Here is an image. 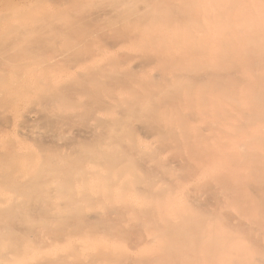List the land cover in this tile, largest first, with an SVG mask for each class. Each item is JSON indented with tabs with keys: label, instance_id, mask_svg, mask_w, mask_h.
<instances>
[{
	"label": "bare ground",
	"instance_id": "6f19581e",
	"mask_svg": "<svg viewBox=\"0 0 264 264\" xmlns=\"http://www.w3.org/2000/svg\"><path fill=\"white\" fill-rule=\"evenodd\" d=\"M42 6L0 45V264H264V0Z\"/></svg>",
	"mask_w": 264,
	"mask_h": 264
},
{
	"label": "rangeland",
	"instance_id": "374dc122",
	"mask_svg": "<svg viewBox=\"0 0 264 264\" xmlns=\"http://www.w3.org/2000/svg\"><path fill=\"white\" fill-rule=\"evenodd\" d=\"M42 5L50 8V6L52 7L54 5V0H0V45L5 42V38L8 37L10 31L20 32L23 29L24 26L19 24V20L21 21L23 18H21V15L29 16L30 13H37V9ZM97 10L99 11V9ZM21 107L20 104V108ZM0 111L5 115L4 116L2 112H0L2 114L0 118H4L0 119L2 134H4V137H10L13 135V132L10 130L9 126L16 125L18 118L11 123L10 110H6L4 105H0Z\"/></svg>",
	"mask_w": 264,
	"mask_h": 264
}]
</instances>
